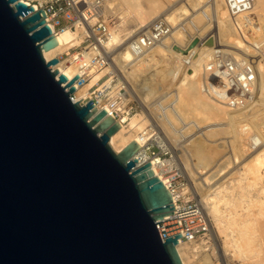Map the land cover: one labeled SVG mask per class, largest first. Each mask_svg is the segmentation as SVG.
Segmentation results:
<instances>
[{
  "label": "water",
  "instance_id": "obj_1",
  "mask_svg": "<svg viewBox=\"0 0 264 264\" xmlns=\"http://www.w3.org/2000/svg\"><path fill=\"white\" fill-rule=\"evenodd\" d=\"M57 45L43 10L0 0V264H182L171 194L135 142L111 148L117 121L71 101Z\"/></svg>",
  "mask_w": 264,
  "mask_h": 264
},
{
  "label": "bare ground",
  "instance_id": "obj_2",
  "mask_svg": "<svg viewBox=\"0 0 264 264\" xmlns=\"http://www.w3.org/2000/svg\"><path fill=\"white\" fill-rule=\"evenodd\" d=\"M27 1L29 0H26V2ZM178 4L175 9L165 14V12L168 9L167 10L164 9V11L160 13L163 10V5L161 4L159 0H109L105 5V9L106 7H109L110 9H113L114 11H115L114 8H116V10L119 8L118 10L120 11L122 7H128L130 9L131 11L130 15L134 17L136 24L140 26L137 32L139 31L141 32V30L146 28V26L148 27L151 22H153L159 17H164L166 21L169 23V25L171 26V28H172V25H174L173 23L175 22V20L178 17H180V15L181 17L183 16V20H182L183 22L175 23V26L172 28L173 29L172 35L169 38L171 39L170 43H167L168 41L166 40L162 45L155 47L150 53L144 55L143 57L134 56L135 54L132 51H130V49L127 48V46L124 47L125 50L120 49V46H122L123 39L124 38L127 39L128 35H130L131 33H126V31L122 30L121 28H118L114 31H110V34L107 40L103 43L102 48L106 50V52L110 51L111 54L113 51L116 52L115 57L114 55L111 57L109 56L110 57L109 67L94 74V76L85 85H83L81 88H77L74 93V97L75 99L79 100L83 104H85L89 100H92L94 96L99 97L98 93H99V90L101 89L99 80L103 78L105 75L109 76L113 74L114 73L113 67L115 66L116 68H119L120 70L127 68L126 71L123 70L124 73L122 74H124V77H125L124 79H126V82H127L126 84L128 85V87H130L132 90L135 91L137 87L136 85L137 80L141 79L140 76L138 78V75H139L138 73L141 72V69L143 70L144 67L149 66V64L151 63L153 64V66H155L154 63H156L157 61L156 59H158L156 58V56L160 55V57L164 59L163 61H166L170 59L169 55L172 54L176 57V58L174 57L175 60L172 59L175 62L176 60H178L177 58L180 57V61L178 60V63L176 64V67H175L176 73L174 74L175 75L174 77H175L176 83L175 82L174 83L176 87L173 86L174 90L171 95L173 97L172 103H171L172 106L169 108V111H170V114L172 115L173 120L181 121V122L184 119L186 120L187 117L184 113L186 112L184 111V108H188L190 110L189 113H193V112L197 113V115L202 116L204 119L214 122L213 123L214 126L217 123V124H222L224 128L229 127V126H231V128L233 127V129L237 128L238 131L237 129L235 130L237 131L238 135L237 134L236 135L240 139L238 140V142L241 140H244L242 138L244 136L242 135H245V133H247L249 130H252L250 126L248 127L249 124L246 121V118L249 116V115H246L248 113L246 111L232 112L229 109H227L226 106L217 104L211 101L209 98H207L201 93L200 86H201V76L204 73V68L206 66L207 61L210 59L209 57H210L211 51L213 50V47H215V45H221V44L223 45L224 43L229 42L227 43V44H230L228 45L229 46L228 49L232 52L234 51L237 52V53H234L237 57H239L241 54L246 53L247 51L249 52V47L246 45L245 41L238 35V33L235 32L234 27L231 24V21L228 17L227 11L225 9V6L222 0H186L185 2L182 1L181 5H178ZM124 10H128V9L125 8ZM253 12L257 17L258 27L254 32L251 33L250 38L246 37V40L251 43H255V44H259V43L263 44V55H262L263 59H261V61H259L257 64V72H256L257 78H256V82L254 85L253 92L255 94L257 90L259 94L257 95L260 98V102H259L260 107L264 109V106H263L264 105V0H254ZM128 14H129V10H128ZM185 24L187 25L186 27L187 29L185 28ZM188 29H190V32L192 31V33H189L190 36H188L190 40L194 38V36H196L199 39L198 46L196 45L195 49H193L192 52L191 50L186 51L187 48L185 47L183 48L181 46L183 41H179V42H182L181 44L175 43L178 40L176 36L179 33L186 34L188 32ZM133 34H135V32ZM55 38L57 40L58 45L52 50H49L43 53V57L45 58V60H50L56 57L58 54L66 52L69 48H72V47L74 48L76 46H79L82 40L81 30L79 28H76L75 31H66L62 34H59ZM223 40H226V41L222 42ZM187 41L186 43L189 45V42ZM178 44H180L179 47L177 46ZM187 44H184V45H187ZM206 44H209V46L207 45L208 48L203 49ZM176 46H177L176 51H178V49L180 48L182 51L181 53L176 52V51L174 52ZM192 48L194 47H192V43H191L188 49H192ZM180 54L181 56H179ZM172 57L173 56H171V58ZM54 68L58 69L60 72L65 74L69 79L72 78L74 74H76V70L74 68L64 69L62 68V65L59 63L56 64ZM197 77L200 78V81L199 79H197ZM111 82L112 80L110 78H107L104 84L111 85L112 84ZM94 85H96L98 89H96L95 91H92L91 92L92 94H90L89 90L92 89ZM138 86L140 87L139 84ZM128 87L126 86L125 88L128 89ZM117 88H118V85L113 86V90L108 94L109 96L108 98L114 97L116 95L114 91L117 90ZM137 90L139 91V89ZM117 93H118V90H117ZM135 94H138L137 96H139V93H135ZM144 96H145V93L142 95L143 99H144ZM254 102L255 101H253L252 106L253 104L255 106L256 102L255 103ZM109 104L110 103L109 102L107 103V100L100 99V104L98 106L100 107L99 109L106 110L108 113L107 114L108 116L112 113L111 110L109 109ZM259 104H256V106ZM254 106H253V109H254ZM256 106H255V109H256ZM150 112L152 113V111ZM258 113H260V111ZM254 115L257 117L256 114H253V118L255 117ZM258 116H260V114ZM145 118L146 117H143L142 115H138V114L131 116V117L126 116V115L120 116L119 121H117L120 124V129L115 135L111 137L109 143L112 149L118 153L125 146H127L130 142H135L139 146V150L136 154V158L139 160L140 164L146 161L150 162L151 169L154 172L155 176H157L158 178H160L162 182H164L165 179L164 177L161 176L159 169L163 164H165V162H162V163L160 161L155 162L153 159L149 157V154L146 151L147 150L146 142L149 140L150 137H148V134L146 137V133H145L146 125H147L146 123H148L149 121ZM250 118L252 119V117ZM168 123L170 122H167V124ZM257 126H259V123ZM162 127L164 128V126ZM257 128L255 130H257ZM225 129L227 130L229 128H225ZM208 130L210 129H207V130L205 129V131H208ZM235 130H233L234 133L236 132ZM261 138L263 137H261L260 131H256V134H254L253 136H250V138H246V141H247L246 144L248 145L246 150L243 149V146L242 148L240 146V148L242 149V152L240 153L246 155L247 152H249L248 153L249 158L248 160L247 159L245 160L246 163L243 162L244 164L240 165L242 166L241 168L238 167L240 169H238L237 172L233 171L236 174L235 178L231 179V181L229 182H226V184L224 181V184L222 182V184L217 185L216 187L214 186L213 182H210V183L206 182V185L210 184L214 186L213 190L217 191V193L219 194L221 206L223 205L225 207L228 206V208L230 207L233 208L232 213L233 211L235 212V210H236V213L237 211H240V209L237 210V208H240L238 207V205L240 206L241 204L242 205L247 204L250 208L249 210V208L247 207L248 209L247 211H250L248 212L250 213L248 214V217H251L250 221H249V218L245 219L240 213H237L236 215H234L235 217H233L234 222L227 224L226 221L223 219V217L213 213L211 209H209V207L207 208V205H209V203L213 200V197L210 194H206L204 196L202 195L201 197V195L199 194L200 195L199 200H201L202 205L204 204V207L206 209L205 213H207L206 214L207 218L212 217L215 222V226H213V224H211L210 222L211 218L210 219L208 218L209 233L206 236H204L203 239L204 240L208 239L209 242H212V247H213L212 254H215L216 256L217 255L220 256L219 260H221V262L223 259H220V258H225V252L223 251V249L221 248L218 242L217 234H220V236L224 234L226 235L229 234L231 236V246L233 248H237L238 250L241 251L242 255L248 257L246 261L247 264H262L261 262H264V258H263L264 256V222L261 221L264 217V184L262 185L261 183V180L264 178V143H262V141L264 140H261ZM160 141L161 140L159 139V144H160ZM241 143L243 142H240V144ZM164 144L167 147V143L165 142ZM160 145L164 146L163 144H160ZM231 153L233 152L231 151ZM240 158L241 157L239 156V159ZM236 160L235 162H238ZM228 166H229V163H228ZM188 174H191V172H189ZM191 178L194 179L193 177ZM197 184L195 185L197 186ZM255 186H257V192H256L257 196H255L256 198L253 196V199H252V196L250 197L249 193H250V190L253 192L252 189H255ZM234 189L235 190L237 189V191L239 190L238 191L239 193H236L234 195L233 193L235 191ZM250 194L252 195V193ZM227 195L229 197L228 199L225 197ZM251 204H253L252 206H254V208H252ZM252 209L253 210L255 209V210L253 211ZM224 211H227V209H225ZM241 211H243V209H241ZM247 220L249 222H247ZM259 220L262 223L261 224L259 223L258 225ZM237 228L241 229V231L239 230V232H243L241 233L242 235L240 236L237 235L239 236L238 239L235 237V231L237 230ZM237 231H236V234H237ZM239 232L238 234H240ZM202 242L204 244L206 241L205 242L202 241ZM199 244L200 243H192V244L180 243L176 246V251L178 253V256L182 264L195 263L196 258L199 256L201 251H203V249L205 248V247L202 248L198 246ZM206 257L207 258L202 264H213L212 261L209 259V256H206ZM262 258H263V261L260 260ZM257 259L259 260L260 263H258Z\"/></svg>",
  "mask_w": 264,
  "mask_h": 264
},
{
  "label": "built area",
  "instance_id": "obj_3",
  "mask_svg": "<svg viewBox=\"0 0 264 264\" xmlns=\"http://www.w3.org/2000/svg\"><path fill=\"white\" fill-rule=\"evenodd\" d=\"M108 1L29 0L26 2V0H22L26 6L33 7L34 11H44L45 24L50 28L54 37L66 31H75L76 28L81 30L80 45L83 47L79 45L69 48L66 52L50 59L57 60V64H61L64 69L74 68L76 74L69 79L58 69L49 68L52 72L57 70L58 75H64L68 81L78 76L73 84L75 89L81 88L94 74L109 67V53L102 48L114 25L110 21L113 15L105 10ZM164 1L170 3L166 8L167 11L175 9V0ZM222 1L235 32L245 41L249 47V52L237 57L231 53L232 51L225 53L219 47L213 48L201 76L200 90L211 101L226 106L232 112H240L249 108L254 99L253 89L257 78V64L262 59L263 44H255L246 40V37L250 38L251 33L258 27V20L253 12L254 0ZM171 35V26L164 17H159L151 22L146 30L130 38L127 42V48L135 54L134 56L143 57L155 47L162 45ZM50 60L45 61L49 62ZM114 77L116 76L113 73L109 76L105 75L99 80L101 87L98 93L99 97L94 96L91 101L95 107H98L100 99L107 100L112 112L109 116L115 121H119L120 116H130L136 112V108L123 104L121 100L118 101L114 97L108 98L113 86L104 83L107 78H110L111 83H113ZM65 86L66 84L62 87ZM65 92H68V89H65ZM70 99L73 103L79 102L75 99L74 94L70 96ZM147 142L146 151L149 157L155 162H165L159 169L161 176L165 179L164 182L156 177L171 194L174 210L173 214L164 218L163 222L177 220L181 236L185 240L180 243H199L209 233V221L203 205L191 195L182 173L171 165L170 157L166 159V146H161L159 139L156 138L151 139L148 144ZM153 146L157 152L150 151L154 148Z\"/></svg>",
  "mask_w": 264,
  "mask_h": 264
},
{
  "label": "rangeland",
  "instance_id": "obj_4",
  "mask_svg": "<svg viewBox=\"0 0 264 264\" xmlns=\"http://www.w3.org/2000/svg\"><path fill=\"white\" fill-rule=\"evenodd\" d=\"M159 1L163 5V10L160 12V13H162L164 11V9H166L167 6L170 5V3L167 1L165 2L164 0H159ZM175 1H176V3H175L174 8H176L178 3H179L178 5H181L182 1L185 2L186 0H178V1L175 0ZM125 8L129 10V14H128V10H124ZM114 9L117 13L113 9H110L109 7H106V9H105L106 11H109L113 15L111 20H110V21H112V23H114V25L112 26L113 29L111 31H114L118 28H121L122 30L126 31V33H131L130 35H128L127 39L126 38L123 39L122 46H120V49L125 50L124 47L127 46L128 40L130 38L134 37V35H136V33L140 32V31L137 32L138 28L140 26L136 24L134 17L132 15H130L131 11L128 7H122L121 11L118 10L119 8L117 9L118 11L116 10V8H114ZM169 11H166L165 14L168 13ZM120 13L123 15V17ZM124 13H126V14H124ZM175 18H177V17H175ZM182 20H183V16L181 17V15H180V17H178L175 20V22L173 23L174 25H172V28L175 26V23H180V22L182 23L183 22ZM169 22H170V20H169ZM186 24H187V22H186ZM186 24H185V28L187 27ZM146 28H147V26H146ZM146 28H144L143 30H146ZM143 30H141V31H143ZM134 32H135V34H133ZM189 33H192V31L190 32V29H188V32L186 34L179 33L177 35L178 37L176 36V38H178V40L176 39L177 42H175V43L181 44L182 42H179V41H183L181 46L183 48L184 47L187 48L186 51L191 50V52H192L193 49H195V47H196L195 46L192 49H188L190 44L192 43V40L196 39L198 41L199 39L196 36H194V38H192L190 40L188 38V36H190ZM183 38H184V40H183ZM170 40L171 39L167 40L168 41L167 43H170ZM185 40L186 41L189 40V41H187V42H189V45L186 43ZM225 41L226 40H223L222 42H225ZM227 43H229V42H227ZM227 43H224L223 45L222 44L221 45H215V47H213V48H217V46H219V48L222 49L223 52L230 51L228 49V47H229L228 45H230V44H227ZM180 44H178L177 46L179 47ZM184 44H187V45H184ZM198 44H199V41L197 43V46H198ZM207 45L209 46V44H206L203 49L208 48ZM80 46L83 47V45H80ZM177 46H176L174 52L176 51ZM176 52L181 53L182 51L179 48L178 51H176ZM108 53H110L109 54L110 57L113 55L115 57L116 52L113 51L111 54V52L109 51ZM231 53H233V55H235L234 53H237V52L234 51ZM169 56H170L169 57L170 59L166 60V61H163L164 59H162L160 57V55L156 56V58H158V59H156L157 61H156V63H154L155 66H153V64L151 63V64H149V66L144 67L143 70L141 69V72L138 73L139 74L138 78L140 76L141 79L137 80V84H136L137 87L135 90L136 92L134 90H132L130 87H128V85L126 84L127 83L126 79H124L125 78L124 74H122V73H124L123 70L126 71L127 68L120 70L119 68H116V66L113 67L114 76H116V77H114V79H113L112 86L118 85V88H117L118 93H117V90L114 91V93L116 94V95L114 94L115 95L114 98H116L118 101L121 100L123 102V104H127L128 106L131 105L133 108H136V112L131 114L130 117L138 114V115H142L143 117H146L145 119H147L149 121L148 122L149 124L146 123L147 125H146V131H145L146 137H147V134H148V137H150L147 144L151 141V139H154V138L160 139L161 140L160 144H163L164 146H166L164 143L165 142L167 143V147H165L166 148L165 153L167 154L166 159H168L170 157L169 160L171 161V165H173L174 168L176 167L177 169L180 170V172L182 173V175L185 179V183L187 184L188 190L190 191L191 195L195 199L199 200L200 195L202 197V195L204 196L206 194H210L213 197V200L209 203V205H207V208L209 207V209H211V211L213 213L223 217V219L226 221L227 224L234 222L233 217H235L234 215H236L237 213H240L245 219L249 218V221H250L251 217H248V214H250L248 212H250V211H247L248 210L247 207L249 208V206L247 204H246L247 206L245 204H244L245 206L242 204L240 206L238 205V207H240V208H237V210L240 209V211H237V213H236V210L234 209L235 212L233 211V213H232V210H233L232 207H230L231 208L230 209V208H228V206H226L227 207L226 208L225 206L222 205L223 206V208H222V206L220 204L219 194L217 193V191L213 190V187L214 186L216 187L217 185L222 184V182L224 184V181H225V184H226V182L231 181V179L235 178L236 174L234 172H237L238 169H240L242 167V166H240L241 164L243 165L244 163H246L245 160L246 159L248 160V158H249L248 153L249 152H247V154H246L247 156L240 153V152H242V149H241L242 146H243L244 150H246L248 147V145L246 144L247 143L246 138H250V136H253L254 134H256V131H260L261 137H263V138H261V140H264V109L262 107H260V104H259L260 98L258 97L259 94L256 90V92L254 94V98H256V99H253V101L256 102V103L254 102L255 106H256V104H259L256 106V109H255L254 104H253L254 109H253V106L251 104L250 105L251 108H247L246 110H244L248 113L246 115H249L250 117H252V119L249 116L246 118V121L249 124L248 127L250 126L252 130H249L247 132L248 134L245 133V135H242L245 138L242 137L244 140H241L239 142H238V140H240V139L237 136L238 135L237 134V131H238L237 128L233 129V127L231 128V126H229V127H225V128H229L226 130L222 124H217V123L214 126L213 125L214 122L204 119L202 116L197 115V113H195V112L189 113L190 110L188 108H184V111H186V112H184L186 117H187L186 120L184 119L182 122L181 121H174L172 118V115L170 114L169 108L172 106L171 103H172L173 97L171 95H172V92L174 90L173 86L176 87V85H175L176 80L174 77L175 76L174 74L176 73L175 67H176V64L178 63V60L180 61V57L177 56L178 60H176V62H175L174 60L176 57L172 54ZM171 56H173V57L171 58ZM179 56H181V54ZM172 59H174V60H172ZM197 79H199V81H200V78L197 77ZM138 81H139V83H138ZM138 84L140 85V87L138 86ZM126 86L128 87V89L125 88ZM143 86H145V87H143ZM96 89H98V87L96 85H94L92 87V89L89 90L90 94H92L91 92L95 91ZM137 89H139L140 92ZM141 90H142V92H141ZM143 91L145 93L144 99L142 97V95L144 94ZM135 93H139V96H137L138 94H135ZM255 95H256V97H255ZM142 99L144 101L146 99V101L144 102ZM253 101H252V103H253ZM182 110H183V108H182ZM247 110H249V111H247ZM150 111H152V113ZM259 111H260V113H258ZM257 113H258V115L260 114V116H258ZM253 114H256L257 117L254 115L255 117L253 118ZM261 114H263V115H261ZM165 116L166 117L168 116V117L166 118ZM250 119H251V121L253 120L252 121L253 123L250 121ZM167 122H170V123L167 124ZM258 123H259L260 127L257 126ZM255 124L258 128L255 126ZM162 126H164L165 129ZM256 128H257V130H255ZM205 129L206 130L210 129V130L205 131ZM232 129L233 130L237 129V131L235 130L236 132L234 133V131ZM224 135H226V136H224ZM240 142H243V143L240 144ZM262 143H264V141H262ZM240 146H241V148H240ZM237 148H238V150H237ZM150 151L157 152V149L154 147ZM231 151L233 153H231ZM114 152H116V151H114ZM232 154H233V156H232ZM239 156L241 157L240 159H239ZM202 157H203V159H202ZM234 157H235V159H234ZM229 160H230V162H229ZM235 160L238 162H235ZM228 163H229V166H228ZM238 167H240V168H238ZM188 171L191 172V174H188L189 173ZM189 175L191 177H193L194 179H192ZM221 178L223 179V181ZM206 182H208V183L213 182L214 186H212L210 184L206 185ZM194 183L195 184L198 183L197 186ZM261 183H262V185L264 184V178L261 180ZM200 186H201V188H200ZM196 187H197V189H196ZM252 190L255 193H253L250 190V193H252V195L249 193V196L250 197L252 196V199H253V196L254 197L257 196V194H256L257 186H255V189H252ZM238 191L236 189L233 192L234 195L236 193H239ZM231 195H232V193H231ZM225 197L227 199L229 198L228 195ZM199 201L201 202V200H199ZM201 204H202V202H201ZM252 205L253 204H251V206ZM203 207H204V204H203ZM252 208H254V206H252ZM225 209H227V211L230 209L231 211L230 210L228 212L224 211ZM241 209H243V211H241ZM204 210L206 212L205 207H204ZM249 210H250V208H249ZM249 216H251V215H249ZM210 218H211V220H210L211 224H213V226H215V222H214L213 218L212 217H210ZM249 221L247 220V222H249ZM261 221L264 222V217ZM262 222H260V220H259L258 225H259V223L261 224ZM245 224H246V222H245ZM237 230H236L237 234L235 231V237L238 239L239 236L242 235L241 233H243V232H239V230L241 231V229L237 228ZM238 232L240 234H238ZM237 235H239V236H237ZM217 237H218V242H219L221 248L225 252V258H220V259H223L222 262L224 264H247L246 261H247L248 257L242 255L240 250H238L237 248H233L231 246V236L229 234H227V235L224 234L221 236H220V234H217ZM202 241H204V242L206 241V242L203 244ZM199 243L200 244L198 246H200L202 248L205 247V248L203 249V251H201L199 256L196 258L195 263H193V264H202L205 261V259L207 258L206 256H209V259L212 261L213 264H223L221 262V260H219L220 256H218V255L216 256L215 254H212L213 253L212 242H209L208 239H206V240L203 239ZM263 258H264V256H263ZM263 258L260 260L263 261ZM258 263H260L259 260H258ZM261 263L264 264V262H261ZM190 264H192V263H190Z\"/></svg>",
  "mask_w": 264,
  "mask_h": 264
}]
</instances>
